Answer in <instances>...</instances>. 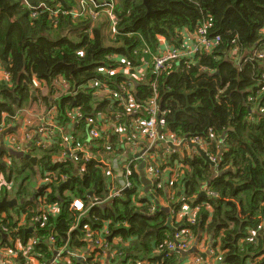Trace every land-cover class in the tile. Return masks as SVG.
Returning a JSON list of instances; mask_svg holds the SVG:
<instances>
[{"label": "trees", "instance_id": "16d2710c", "mask_svg": "<svg viewBox=\"0 0 264 264\" xmlns=\"http://www.w3.org/2000/svg\"><path fill=\"white\" fill-rule=\"evenodd\" d=\"M263 29L264 0H0V71L6 76L0 80V125L12 127L19 110L41 99L45 109L56 108L57 126L81 130L69 137L86 151L73 157L63 150L60 158L61 146L38 148L33 164L4 149L0 173L23 180L15 189L23 201L0 208V244L15 249L16 240L33 238L40 264L58 249L59 264H66L64 257L67 264H98V251L110 248L113 238L118 264H157L158 255L160 264H264ZM160 37L174 49H184L183 41L197 48L156 71ZM139 68L142 75L132 77ZM154 95L160 138L153 145L173 136L185 148H167L157 159L154 146L148 156L159 170L179 164L144 195L132 162L130 173L124 172L129 185L110 195L104 165L86 153L116 155L117 139L142 137L132 120L148 117L144 103ZM94 127L96 137L89 134ZM193 139L202 140L203 148ZM3 156L10 160L8 171ZM30 173L49 181L24 191ZM74 197L83 201V213L70 208ZM40 198L57 211H48ZM183 203L192 214L180 209ZM37 215L43 217L35 222ZM2 226L10 239L2 236ZM86 228L94 233L91 242ZM182 228L205 245L204 252L188 251L199 263L167 245ZM90 243L94 250L84 262L68 256ZM13 258L26 263L19 253Z\"/></svg>", "mask_w": 264, "mask_h": 264}, {"label": "built area", "instance_id": "2783aa9c", "mask_svg": "<svg viewBox=\"0 0 264 264\" xmlns=\"http://www.w3.org/2000/svg\"><path fill=\"white\" fill-rule=\"evenodd\" d=\"M264 30V29H263ZM199 33L202 32L201 29L198 30ZM196 33V36L199 34ZM161 38L163 40H161ZM217 39V38H216ZM160 41V49L158 51V55H156L154 57V68L156 71L160 70L164 65L168 64V61L171 59H176L177 57L181 56L182 54H184L185 52H192L194 51L197 46L193 45V46H189L188 45V41L184 42L183 44H187L185 46L184 49H174L171 48V46H169L167 44V42L164 40L163 37L159 38ZM201 44L204 45V47L207 49L210 46V41L206 40L204 38L199 40ZM260 55V54H259ZM262 56V55H260ZM127 70H125L126 72ZM144 69L143 68H139L137 69L135 72V74L132 75V77L134 78H139L140 75H142ZM107 73H109V71H107ZM4 74V72H3ZM6 78L5 74L4 77ZM1 78V79H3ZM0 79V80H1ZM32 84L34 87L38 86L39 82L36 79H32ZM122 88H124V84L122 85ZM113 96H118L117 93H114ZM128 103L129 106L131 108H134V106L131 103V98L128 97ZM145 106V111L148 115V117L146 118H142V119H134L132 120V126H133V130H135L139 135H141L143 139L146 140L147 144L144 147L145 151L143 153H136L138 155L135 156V160L136 162L138 160H144L145 161V167H144V171L146 176L151 180V183H155L157 180V184H160L163 181H167L168 175L166 174L167 171L174 172L173 169H175L176 167H171V168H166L163 170H159L157 168H155L153 166V162L151 161V158L148 156L149 155V149L154 147L155 145L154 142L155 140H157L158 138H160V130L157 127V120H158V113H159V109L156 105V100H155V95L152 96L151 98L147 99L146 102L144 103ZM55 112H56V108L55 107H50L48 109H45L44 112L39 115V120L40 123H36L35 126H33V128L31 130H33L31 138H30V133L28 132V120L26 119L25 121H23L25 123V128L22 127L21 130V140L19 139V135H14L12 133H8L6 135H8L6 141H7V145L9 143L11 150L14 151H25V147H23L20 142L24 140V138L28 139L27 141H23V143H28L30 141H33V143L36 145H42L44 144V142H50L55 138L56 135V131H61V127L56 125L55 122ZM73 114L75 116H80V113L78 112L77 109H75L73 111ZM17 115V114H16ZM16 115L14 116V120L18 122V118H16ZM75 122V121H74ZM92 122V118H88L87 119V123H91ZM2 125V124H1ZM1 127V126H0ZM1 128H0V133H1ZM89 134L93 137L97 136V129L94 127L92 129H90ZM41 138V139H40ZM129 140V138H128ZM166 142L174 145H181L182 143H180V141L178 139H176L175 137H171L168 140H165ZM194 145H197L200 148H203L204 146V142L200 139H193L192 140ZM67 153L73 154L72 156L75 157L76 152L80 151V152H86L85 148L83 145H80L79 143H73L72 139L70 138V145H69V150H67ZM86 157H88V153H86ZM211 159V158H210ZM212 161H214L215 159H211ZM9 163V160L6 161ZM138 164V162H137ZM133 167H136V165H134ZM126 173L129 174L130 170L126 169ZM165 179V180H164ZM48 178L45 177L43 179V183L46 184L48 183ZM173 179L170 178L169 179V183H172ZM129 184L128 183H123V185L120 188L114 189L112 191H110V195H115L118 196L120 191L123 188H126ZM40 203L43 202V198H40ZM43 206L48 210V211H53L56 212L57 211V206L56 205H51V206H47L44 204L43 202ZM70 208L74 209L75 211H78L80 213H83L85 211V206L82 200H80L79 198H72L71 202H70ZM181 210L186 211L187 213L192 214L193 210H189L187 205H183L181 206ZM5 217V214H1L0 215V220L2 218ZM42 215H37L34 217V221L38 222L40 221V219L42 218ZM189 221L193 222V219H189ZM2 230H3V234H6L7 230L6 228H4V226H2ZM94 235V233L92 231H90L88 228H86L85 231V238L88 241H92V236ZM35 239L30 238L28 239V241L25 244H19V241H15L14 242V248L15 249H11L10 247H6L2 244H0V255L2 256V253L4 252V255H7L9 258H13V256L15 254H20L23 258H25L26 263L25 264H40L38 262V260L36 259L35 255L32 252V246L35 243ZM95 242H97L98 244L101 243L100 239H96ZM195 243V238H194V234L192 233V231L189 228H182L180 230H178L177 232H174L173 234V238L171 240H169L167 242V245L170 249L172 250H177V251H187L189 249H191L193 247V244ZM92 245V244H91ZM93 247V245H92ZM201 247H202V251L204 252L205 245L203 242H201ZM94 248V247H93ZM61 252L62 250L58 249L57 252L54 254V256L50 259V261L48 262V264H59L60 259H61ZM68 256L69 257H81L82 254H77L74 251H69L68 252ZM83 257V256H82ZM84 258V257H83ZM193 262L195 263H199L200 261V257L198 259H192ZM13 260H9V264H12ZM190 262V261H189Z\"/></svg>", "mask_w": 264, "mask_h": 264}, {"label": "crops", "instance_id": "0c3cea01", "mask_svg": "<svg viewBox=\"0 0 264 264\" xmlns=\"http://www.w3.org/2000/svg\"><path fill=\"white\" fill-rule=\"evenodd\" d=\"M186 39L188 40L187 37H186ZM161 40H163V39L161 38ZM3 77H4V74L2 71H0V79ZM46 93H47V91H45L43 94H46ZM100 94H105V93H103V92L102 93H96V95H100ZM36 96H37V94H36ZM29 106H34V107H32L33 111L26 112L25 113L26 117L24 120L22 118H19V120H18V122H16V124H14L12 127L8 126V127L4 128V133H0V147L3 148V150L4 149L5 150H11L9 143L7 145L6 139H7L8 135H6V134L13 131L14 133L20 135L22 127L25 128V126H24L25 123L23 121H25L26 119L28 120V123L26 125V126H28V130H31L36 123H40L39 115H41L45 110L43 101L41 99H38L36 101L31 102L28 105V107ZM0 126L2 127L3 124ZM20 126H22V127L20 128ZM60 129H61V131H59V130L56 131L57 133L55 135V138L52 141L44 142V144H42V145H37V144L35 145L33 143V141H30V142L24 144L21 141L20 144L23 147H25V151H23V153H28V151L29 152L31 151V154H29V155L35 156L38 160V157H39V155L37 153V152H39L38 148H40V149L42 148L44 150L49 151L50 148H52V147L61 146L62 151L60 150V152H59V149H58L59 153L58 152L57 153L61 155L60 158L63 157V152L66 150H69V145H70L69 135L73 136V137L74 136L79 137L81 135V130L74 129L72 125L68 128L61 127ZM160 143L161 144L163 143L162 146L160 145ZM146 144H147L146 140L141 138V137L133 138L132 141H128V140L123 139V138L117 139V143H115L113 145V149L117 154L115 155L113 152H106V153H111L113 155V157H112V159L114 160L113 162H111L109 160L110 159L109 157H105V158H103L104 156L101 157L98 154V152H100L99 150H96L95 152H91L92 158H95V160H97L99 163L104 165L103 172H104V176L107 178L106 183L108 184L109 192L114 190V189L120 188L123 185V183H125L124 172L129 167L130 163L133 162L134 165H136L137 170H138V164L135 160V154L142 152V150L144 149ZM159 145H160V147H159ZM187 147L191 150L190 151L188 149L190 152H193L190 145ZM95 148H97V147L95 146ZM160 148H161V151H159ZM167 148H169L170 150H178L181 153L180 150L184 149L185 146L181 149L180 146H176V145L173 146L172 144H170L166 141L158 142L157 147H156V152H154V153H156V158L157 159H163L165 156ZM91 151H92V149H91ZM101 153H105V152H101ZM2 158H3L2 160L4 161V164L7 166V171H8V164H10V160L8 158H6L5 156H3ZM7 160H9V163L7 162V164H6ZM178 164H179L178 161H174L171 164V167H177ZM117 165L119 166V168L117 170V173L114 174ZM4 175L7 177L6 182L10 186V181H12V179L14 177L10 176L9 173H5V174L0 173V176L2 178H4ZM37 181H38V184H43L42 178L40 179L38 177ZM38 184H37V186H38ZM11 194H13V193L6 190V194L4 196L7 199L15 198L17 200V198L15 196L10 197ZM13 195H15V194H13ZM17 202H18V204L21 203L20 200L19 201L17 200ZM160 202L164 206H170V202L169 201L164 202V199L162 197H160ZM183 205H186V203H183L181 206H183ZM180 209H181V207H180ZM2 214H5V213H2ZM177 217H180V215H178ZM18 219H20V216L18 217ZM6 237H8L10 239V237L8 235H6ZM117 242H118V239L113 238L112 243H111L112 246L110 248L105 249V248H107V246H102V249H100L102 251H98V254H97L98 259H99L98 264H118V262H116V260L114 259L115 257L113 255L115 253V250H113L114 248H112L113 246H116L114 244H116ZM15 244H13V245H15ZM19 244H21V243H19ZM2 245H4V244H2ZM4 246H6V245H4ZM192 248H195L198 252L202 251L201 243L197 242V241L193 244ZM93 250H94V248L92 247V245L90 243L88 247L80 250V254H82V256L85 258V254H89L90 251H93ZM186 254H187L186 258L188 259V261H193L192 259L196 256L193 253H190V254L186 253ZM82 256L79 258L82 260V262H84V258ZM9 260H13L11 262L12 264H19V262L15 258H9L7 255H4V252L2 253V256L0 255V264H9ZM64 261L67 264V259L65 257H64ZM184 264H186V263H184Z\"/></svg>", "mask_w": 264, "mask_h": 264}, {"label": "rangeland", "instance_id": "374dc122", "mask_svg": "<svg viewBox=\"0 0 264 264\" xmlns=\"http://www.w3.org/2000/svg\"><path fill=\"white\" fill-rule=\"evenodd\" d=\"M103 3V2H102ZM105 11H107L108 10V8L105 6L104 8H103ZM32 107H34V106H25L24 108H22L21 110H19L18 112H17V115H16V118H22L23 120L25 119V117H26V115H25V113L26 112H28V111H33L32 110ZM31 114V113H30ZM16 122L17 121H12L11 123H10V126H13L14 124H16ZM9 124V122H7V123H5V126L6 125H8ZM5 126H3V127H1V133H4V127ZM35 126V125H34ZM22 126H20V128H21ZM28 132L30 133V138H31V135H32V132H33V130H28ZM9 133H11V132H9ZM12 134H14V135H17L18 136V134H16V133H14V132H12ZM3 135V134H2ZM2 137V136H1ZM19 139L21 140V134L19 135ZM28 139H26V138H24V140L23 141H27ZM22 141V142H23ZM197 149V148H196ZM88 154H91V153H88ZM98 154L102 157V156H104L103 158H105V157H109L110 159V161L111 162H113L114 160L112 159V157H113V155L111 154V153H101V152H98ZM3 159V158H2ZM118 168H119V166L117 165L116 166V170H115V172H114V174L115 173H117V170H118ZM125 170V169H124ZM125 174V173H124ZM38 177V176H37ZM16 178V177H15ZM15 178H13L12 179V181H10V186L7 184V177L4 175V178H2L1 176H0V198L1 197H3L5 194H6V190L7 191H10V192H12L13 194H15V189L21 184V182L23 181V180H21V182H20V178H18V179H15ZM37 184H38V181H37V179H36V174L32 177L31 176V173L29 174V177H28V179H26L25 181H24V184H23V187H22V189L25 191H31L32 189H33V187L34 186H37ZM147 191H148V188H147ZM146 190H145V188H143L142 189V194H146V192H147ZM13 194H11L10 195V197H14L15 195H13ZM205 249V248H204ZM79 257V256H78ZM191 262V261H190Z\"/></svg>", "mask_w": 264, "mask_h": 264}, {"label": "water", "instance_id": "95a60500", "mask_svg": "<svg viewBox=\"0 0 264 264\" xmlns=\"http://www.w3.org/2000/svg\"><path fill=\"white\" fill-rule=\"evenodd\" d=\"M143 3H145V0H143ZM199 154L205 159L207 160L208 162H211V164L213 163L212 160H210V158L208 156H206L205 152L203 150H201L200 148H197ZM3 148L0 147V155L1 153L3 152ZM10 155H14V156H17V157H20V156H24L26 158H28V160L30 162H32L33 164L36 163L37 161V158L35 156H30L28 154H24L23 152H19V151H14V150H6ZM145 151V149L142 150V152L140 153H143ZM139 153V154H140ZM138 155V154H136ZM135 155V156H136ZM141 155V154H140ZM138 174H139V177H140V181L142 183V185L144 186L145 190L147 191V188L149 189L150 186H151V180L146 176L145 174V171H144V167H145V161L144 160H138ZM214 164V163H213ZM204 192H200L199 195H203ZM23 200L21 199L20 202H22ZM18 204L17 200L15 198H12V199H7L5 196L1 197L0 198V208H3V207H7V208H12L13 206H16ZM170 206H171V203H170ZM28 231L31 230V228H27ZM2 236H6L5 234H2ZM109 239H111V235L109 236ZM191 249H195V248H191ZM189 249V250H191ZM181 251L183 254H186L188 253V251ZM160 258L161 256H157V260H158V263L157 264H160ZM80 259V258H78ZM81 260V259H80Z\"/></svg>", "mask_w": 264, "mask_h": 264}, {"label": "clouds", "instance_id": "9594fccd", "mask_svg": "<svg viewBox=\"0 0 264 264\" xmlns=\"http://www.w3.org/2000/svg\"><path fill=\"white\" fill-rule=\"evenodd\" d=\"M79 258V257H78Z\"/></svg>", "mask_w": 264, "mask_h": 264}]
</instances>
